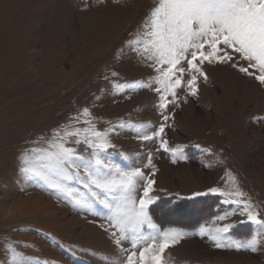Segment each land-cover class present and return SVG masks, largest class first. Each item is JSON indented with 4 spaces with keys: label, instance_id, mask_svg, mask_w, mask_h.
I'll list each match as a JSON object with an SVG mask.
<instances>
[{
    "label": "rangeland",
    "instance_id": "rangeland-1",
    "mask_svg": "<svg viewBox=\"0 0 264 264\" xmlns=\"http://www.w3.org/2000/svg\"><path fill=\"white\" fill-rule=\"evenodd\" d=\"M155 4L0 0V264H12L13 250L24 264H126L131 251L145 246L133 249L126 240L117 247L109 209L95 201L91 211L74 206L39 177L21 171L22 154L46 148L54 131L88 127L84 108L96 130L113 129L109 140L115 148L107 151L113 164L143 168L152 153L158 171L154 177L151 169L143 171L156 181L153 194L159 199L150 214L159 228L194 233L165 249L164 264H264V247L255 253L216 248L201 236V225L232 224L227 235L244 240L258 226L239 210L216 221L236 206L223 204L219 195L193 196L210 187L233 190L231 173L264 218V85L230 65L205 62L208 80L198 81L197 96L187 103L186 89L178 90L179 99L165 112L167 122L155 91L115 90L117 82L148 83L156 76L151 62L128 47ZM162 123L169 125L164 138L170 146L183 145L187 159L173 164L158 139L140 140L128 126L148 125L151 134ZM67 146L84 156L90 151L71 139ZM71 183L87 194L82 180Z\"/></svg>",
    "mask_w": 264,
    "mask_h": 264
},
{
    "label": "snow or ice",
    "instance_id": "snow-or-ice-1",
    "mask_svg": "<svg viewBox=\"0 0 264 264\" xmlns=\"http://www.w3.org/2000/svg\"><path fill=\"white\" fill-rule=\"evenodd\" d=\"M128 47L142 60L151 62L149 66L155 70L156 76L148 83L117 82L114 85L116 92L140 88L155 91L159 97L158 110L167 122L170 117L165 112L170 104L179 99L178 90L186 89L184 103H187L189 97L197 96L198 81L201 78L205 82L208 80L203 69L205 62L230 65L264 85V0H156L142 33L129 41ZM81 115L88 127H65L54 131L46 148L34 147L22 154L21 171L39 177L61 196L71 199L74 206L91 211L95 201L109 209L110 236L117 247H121L122 241L126 240L131 242L133 249L145 245L138 252L131 251L126 264H164L165 249L194 233L176 228L161 230L154 222L150 205L159 199L153 194L156 181L143 171V168L151 169L153 177L158 171L152 153L147 154L143 168L123 169L113 164L107 156L108 149L115 148L109 140V132L113 129L96 130L88 108H84ZM74 119L80 122L79 116ZM119 126L126 125L121 123ZM128 126L133 128L140 140L158 139L159 147L170 153L173 164L187 159L183 145L170 146L164 138L165 128L169 126L167 123H162L151 134H148V125ZM69 139L76 145H86V149L90 150L88 155L68 147ZM227 175L233 190L210 187L206 192L193 193V196L219 195L223 204L235 205L236 208L217 215L216 221L227 220L239 210L241 216H246L247 222L258 228L244 240L227 235L232 224L201 225L199 234L207 235L216 248L255 253L264 247V218L250 198L244 199L246 194L236 186L235 177L231 173ZM74 180L83 181L87 194L72 186ZM140 181L144 182L142 195L137 197ZM146 229L150 230L147 234ZM18 255L13 250L12 264H24Z\"/></svg>",
    "mask_w": 264,
    "mask_h": 264
}]
</instances>
